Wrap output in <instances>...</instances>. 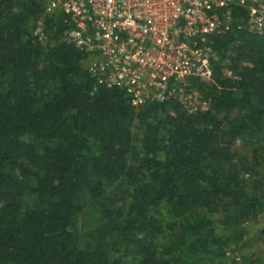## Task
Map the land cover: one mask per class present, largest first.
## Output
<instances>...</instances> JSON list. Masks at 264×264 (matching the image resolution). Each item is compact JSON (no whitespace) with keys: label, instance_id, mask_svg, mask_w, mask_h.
<instances>
[{"label":"trees","instance_id":"trees-1","mask_svg":"<svg viewBox=\"0 0 264 264\" xmlns=\"http://www.w3.org/2000/svg\"><path fill=\"white\" fill-rule=\"evenodd\" d=\"M49 1L0 0V264H222L264 217V36L215 39L208 110L134 107Z\"/></svg>","mask_w":264,"mask_h":264},{"label":"built area","instance_id":"built-area-1","mask_svg":"<svg viewBox=\"0 0 264 264\" xmlns=\"http://www.w3.org/2000/svg\"><path fill=\"white\" fill-rule=\"evenodd\" d=\"M59 7L70 22L64 41L87 54L96 87L123 90L134 107L171 100L208 110L196 82L213 80L215 39L235 27L264 36V0H50L46 12ZM42 22L34 33L45 38Z\"/></svg>","mask_w":264,"mask_h":264},{"label":"rangeland","instance_id":"rangeland-1","mask_svg":"<svg viewBox=\"0 0 264 264\" xmlns=\"http://www.w3.org/2000/svg\"><path fill=\"white\" fill-rule=\"evenodd\" d=\"M58 13H62V9L57 8ZM195 82L197 80H194ZM240 141L236 144L237 148H240ZM96 218V212L93 210H87L80 216L82 223L93 221ZM264 217L250 221L249 233L246 240H244L238 251L228 253L226 260L220 261L222 264H264V233L260 232V229L264 225ZM250 258L254 259L253 263H250ZM219 263V262H218Z\"/></svg>","mask_w":264,"mask_h":264}]
</instances>
